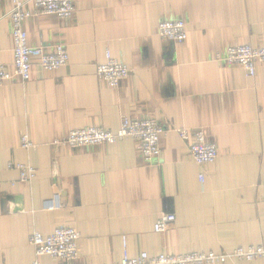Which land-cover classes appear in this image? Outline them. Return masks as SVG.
Segmentation results:
<instances>
[{
  "label": "crops",
  "instance_id": "obj_1",
  "mask_svg": "<svg viewBox=\"0 0 264 264\" xmlns=\"http://www.w3.org/2000/svg\"><path fill=\"white\" fill-rule=\"evenodd\" d=\"M73 3L69 20L41 15L23 23L30 47L62 46L69 62L51 73L32 65L21 82L13 69L12 4L0 0V65L10 77L0 87V264H32L30 235L61 226L79 234L74 264L118 263L122 238L131 258L264 247V64L250 78L224 61L230 46L264 44V0ZM165 21L185 23L186 39H161ZM106 52L130 70L115 88L96 76ZM123 116L161 125L158 158L143 160L133 140L53 145L84 128L116 133ZM174 129H202L215 162L196 165ZM23 135L34 150L21 148ZM9 163L33 166L34 179L19 182ZM55 191L64 207L46 211ZM168 210L173 226L155 233Z\"/></svg>",
  "mask_w": 264,
  "mask_h": 264
},
{
  "label": "built area",
  "instance_id": "obj_2",
  "mask_svg": "<svg viewBox=\"0 0 264 264\" xmlns=\"http://www.w3.org/2000/svg\"><path fill=\"white\" fill-rule=\"evenodd\" d=\"M12 4L9 18L12 31V53L14 75L21 81L30 79L32 65H38L44 72H55L68 65L69 56L62 46H55L51 52L43 46L30 47L27 43V34L23 29V23L31 18L41 15H51L62 20H69L74 14L73 0H10ZM29 5L32 6L30 10ZM158 36L167 41L181 43L186 39L185 23L182 21H165L158 25ZM106 61L96 67V76L99 81L107 86L115 88L130 73L125 63L118 62L106 52ZM224 61L232 67H240L247 77L256 75V67L264 64V44L259 47L249 45L230 46L226 49ZM10 79L5 67L0 65V87ZM178 137L187 142L186 152L198 166H207L215 162L217 151L213 144L206 141L204 131L197 129H174ZM166 131L153 119L130 120L123 116L120 127L116 133L101 128H84L71 131L63 141L54 142V146L69 148H82L91 146L112 145L124 140H133L137 143L141 157L150 162L159 157L161 149L159 140ZM22 149L31 151L36 146L27 135L20 139ZM9 169L18 172V181L30 183L36 170L28 164H8ZM200 182L204 179L199 177ZM15 183H10L14 187ZM1 192V182H0ZM64 207L60 194L55 191L52 197L43 202L46 211H58ZM175 216L168 210L161 215L153 226L155 233H165L173 226ZM79 234L73 227H57L52 233L43 236L33 232L29 237V244L34 250L35 259L32 264H40V257H48L58 264H74L79 257ZM264 261L263 246L237 247L232 252L215 254L186 253L183 255L161 254L151 257L146 253H140L137 257H129L126 251L125 238H122V254L115 264H225L229 261L253 262Z\"/></svg>",
  "mask_w": 264,
  "mask_h": 264
}]
</instances>
